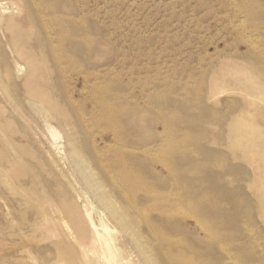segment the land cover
Here are the masks:
<instances>
[{
    "label": "rangeland",
    "instance_id": "1",
    "mask_svg": "<svg viewBox=\"0 0 264 264\" xmlns=\"http://www.w3.org/2000/svg\"><path fill=\"white\" fill-rule=\"evenodd\" d=\"M83 251L264 264V0H0V264Z\"/></svg>",
    "mask_w": 264,
    "mask_h": 264
},
{
    "label": "bare ground",
    "instance_id": "2",
    "mask_svg": "<svg viewBox=\"0 0 264 264\" xmlns=\"http://www.w3.org/2000/svg\"><path fill=\"white\" fill-rule=\"evenodd\" d=\"M51 129V128H50ZM54 133V132H53ZM56 134V133H55ZM55 134H53V135H55ZM52 135V134H51ZM57 136V135H56ZM54 137V136H53ZM91 217V216H90ZM90 219V218H89ZM91 225V224H90ZM92 226L94 227L95 225L93 224V222H92ZM97 227V226H96ZM96 232V231H95ZM98 235H99V232H98ZM98 239L100 240V242H101V246H102V251H101V254H100V256H99V258L100 257H104L105 259H110V260H113V261H115V262H119V261H123L125 258H126V256H124V254L123 253H121L120 251H122V250H120L119 252H118V249H116L115 250V252L114 251H111V249L109 248V243L106 241V240H104L103 241V243H102V240H101V238H100V236H98ZM98 240V241H99ZM121 248V247H120ZM122 249V248H121ZM82 256H83V261H84V264H94V262H93V259L90 257V254L87 252V251H83L82 253ZM110 262V261H109ZM108 262V263H109ZM113 263V262H112ZM126 263H128V264H130V262H126ZM117 264V263H116ZM119 264V263H118Z\"/></svg>",
    "mask_w": 264,
    "mask_h": 264
}]
</instances>
